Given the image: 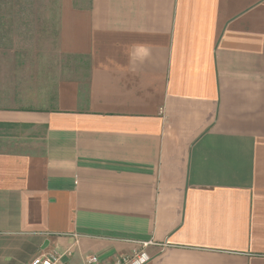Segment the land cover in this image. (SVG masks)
<instances>
[{"label":"crops","instance_id":"0c3cea01","mask_svg":"<svg viewBox=\"0 0 264 264\" xmlns=\"http://www.w3.org/2000/svg\"><path fill=\"white\" fill-rule=\"evenodd\" d=\"M56 19V69L0 60V264H264V0Z\"/></svg>","mask_w":264,"mask_h":264},{"label":"rangeland","instance_id":"374dc122","mask_svg":"<svg viewBox=\"0 0 264 264\" xmlns=\"http://www.w3.org/2000/svg\"><path fill=\"white\" fill-rule=\"evenodd\" d=\"M58 11L59 0H0L2 63L22 66L41 59L49 73L65 61L54 49Z\"/></svg>","mask_w":264,"mask_h":264},{"label":"built area","instance_id":"2783aa9c","mask_svg":"<svg viewBox=\"0 0 264 264\" xmlns=\"http://www.w3.org/2000/svg\"><path fill=\"white\" fill-rule=\"evenodd\" d=\"M149 256L143 249L132 252L131 254L121 256L106 264H145ZM29 264H61L60 257L53 253H40L32 257ZM86 264H100L97 255H90L86 259Z\"/></svg>","mask_w":264,"mask_h":264},{"label":"water","instance_id":"95a60500","mask_svg":"<svg viewBox=\"0 0 264 264\" xmlns=\"http://www.w3.org/2000/svg\"><path fill=\"white\" fill-rule=\"evenodd\" d=\"M47 245V241H45L44 245H43V248H45V246Z\"/></svg>","mask_w":264,"mask_h":264}]
</instances>
